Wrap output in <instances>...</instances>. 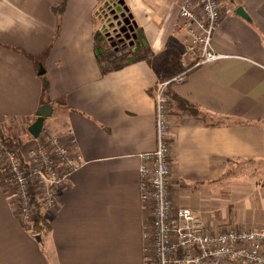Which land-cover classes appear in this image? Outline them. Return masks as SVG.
<instances>
[{
    "label": "crops",
    "instance_id": "crops-1",
    "mask_svg": "<svg viewBox=\"0 0 264 264\" xmlns=\"http://www.w3.org/2000/svg\"><path fill=\"white\" fill-rule=\"evenodd\" d=\"M120 1L136 38L114 49L99 38L111 0H0L4 137L33 147L28 128L50 104L44 127L72 131L85 162L41 241L0 175V264H144L139 166L156 149V86L180 75L166 93L173 206L211 231L264 228V0H220L212 43L226 58L197 67L180 0Z\"/></svg>",
    "mask_w": 264,
    "mask_h": 264
},
{
    "label": "built area",
    "instance_id": "built-area-1",
    "mask_svg": "<svg viewBox=\"0 0 264 264\" xmlns=\"http://www.w3.org/2000/svg\"><path fill=\"white\" fill-rule=\"evenodd\" d=\"M119 2L111 0L104 8L99 34L104 44L118 43L120 30L128 28L124 23L127 14ZM222 16L220 0H180V28L188 35L186 55L197 60L195 67L226 58L212 43ZM183 79L180 75L157 84L156 149L141 156L139 186L147 214L144 264H264V228L211 231L191 209L173 206L170 103L166 93L170 84ZM35 141L24 151L14 137H4L0 128V175L8 182L14 216L32 235L38 216L43 215L48 223L74 174L85 164L72 131L54 135L44 127Z\"/></svg>",
    "mask_w": 264,
    "mask_h": 264
},
{
    "label": "water",
    "instance_id": "water-1",
    "mask_svg": "<svg viewBox=\"0 0 264 264\" xmlns=\"http://www.w3.org/2000/svg\"><path fill=\"white\" fill-rule=\"evenodd\" d=\"M121 6H124V2L123 1H120L119 2ZM125 10V9H124ZM126 12V10H125ZM237 14H239L240 16H243L245 18H248V15L244 12L243 8H238L237 9ZM127 14V12H126ZM125 14V16H126ZM124 23L127 27H124L123 28V31H127L129 30L130 33H132V35H127L126 38L127 40L133 38L135 39L136 38V34H134V31H135V28H136V23L135 22H132V18L130 16H126L125 19H124ZM123 41V40H121ZM52 113H53V107L50 105V104H44L42 105L37 114H36V120L29 126L28 128V132L29 134L34 138V139H37L39 138L41 132H42V129L44 128V124H45V121L46 119L50 118L52 116ZM36 240L37 241H41V237L40 236H37L36 237Z\"/></svg>",
    "mask_w": 264,
    "mask_h": 264
},
{
    "label": "trees",
    "instance_id": "trees-1",
    "mask_svg": "<svg viewBox=\"0 0 264 264\" xmlns=\"http://www.w3.org/2000/svg\"><path fill=\"white\" fill-rule=\"evenodd\" d=\"M43 90H44V93L47 94L48 91H49V83L46 79L43 80ZM18 146L20 147L21 144L18 143ZM46 225L47 223L45 222V218L43 215H39L38 216V220H37V223H36V231L39 232V231H43V229L46 228Z\"/></svg>",
    "mask_w": 264,
    "mask_h": 264
},
{
    "label": "flooded vegetation",
    "instance_id": "flooded-vegetation-1",
    "mask_svg": "<svg viewBox=\"0 0 264 264\" xmlns=\"http://www.w3.org/2000/svg\"><path fill=\"white\" fill-rule=\"evenodd\" d=\"M127 16H128V14H127ZM123 28L120 30V34L118 37L119 42L116 43V42H114V40L111 41V43H112L111 45L114 46L115 49H118L120 46L125 45L131 41V39L127 40L126 36L129 35V33L127 31H123ZM121 40H123V41H121Z\"/></svg>",
    "mask_w": 264,
    "mask_h": 264
},
{
    "label": "rangeland",
    "instance_id": "rangeland-1",
    "mask_svg": "<svg viewBox=\"0 0 264 264\" xmlns=\"http://www.w3.org/2000/svg\"><path fill=\"white\" fill-rule=\"evenodd\" d=\"M134 42V41H133ZM124 45H122V46H120L119 47V49L121 48V47H123ZM113 48L115 49V47L113 46ZM105 50H106V52H108V51H111L112 50V47L110 46H107L106 48H105ZM102 57L103 58H108L107 57V55H105V54H102ZM9 124H7V123H0V128H1V130H2V132H3V135H8L7 134V131H6V128H7V126H8ZM42 234H44L43 232H41V231H39V232H35L34 234H33V237H37V236H40V235H42Z\"/></svg>",
    "mask_w": 264,
    "mask_h": 264
}]
</instances>
